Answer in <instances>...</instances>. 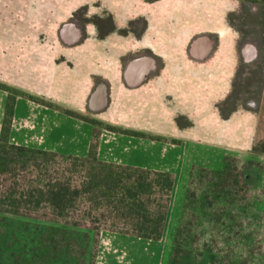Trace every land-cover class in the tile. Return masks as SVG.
<instances>
[{
	"label": "rangeland",
	"instance_id": "374dc122",
	"mask_svg": "<svg viewBox=\"0 0 264 264\" xmlns=\"http://www.w3.org/2000/svg\"><path fill=\"white\" fill-rule=\"evenodd\" d=\"M195 1L197 0H19L22 5L21 16L28 25V38L12 40L8 45L11 47V55L5 57V62L17 86L7 85L98 122L92 126L80 119L65 116L55 106L43 105L24 96H17L16 100L20 102L14 119L17 133L14 139L28 144L41 143L43 148L48 147V149L54 146L55 151L62 153L85 152L90 141L95 140L98 144L97 149L100 148L106 160L168 170L174 178L164 231L159 240L151 241L132 235L101 231L96 236V241H93V234L89 233V239L83 245L84 264H173L171 262L174 259V248L177 243H180L182 248L184 242L189 243L188 246L191 248L193 242H197L194 244L197 249L206 251L202 244L205 241L210 242L209 238L215 241L213 249L221 248L219 255L225 260L238 263L245 260V264H264V154L254 153L250 149L254 142L264 140V78L262 86L257 84L255 87L252 86V93L257 94L256 112L250 120L251 136H246V143L238 142L240 147L227 149L222 146L227 143L236 144L228 134H223L220 137L223 139L217 141L218 144H208L200 142L195 137H186L188 140H182L176 136L157 133L164 131L153 126L154 122L149 117L148 108L151 106L150 102L161 100L163 94L159 89L154 91L153 87L146 86L147 81L142 82L145 86L140 87L135 94H127L124 91L123 94L116 96L122 87L121 85L119 88L113 87V96H111L113 105L131 104L133 108H140L141 113L137 114L134 109V113L127 111L128 117H124L127 113L122 112L123 109L116 108L111 115L100 118L91 116L87 112L89 93L94 85L99 84L98 82L104 78L114 81L117 74L115 70H109L103 65V59L99 54L92 52L95 43L101 41L104 33L113 32L109 30L113 26L121 29L119 35L121 32L122 34L139 32L141 36L145 32L148 34L157 32V36H161L159 33L163 32L190 33L208 31V29L220 31L219 28L225 29L222 23L226 20L225 9H228L236 16V25L233 29L236 47H239L243 41L250 40L258 48H264V0H201L203 11L197 15L189 14L185 8L182 9V3L191 4ZM215 2L219 4L217 14L214 13L212 6ZM8 10L12 11L13 8H7ZM210 15H215L214 20L220 23L214 22ZM45 18L49 20L50 25L54 22V25L59 26L61 33L55 36V39H42L41 36H37L39 22ZM241 22L248 24L241 25ZM17 30L20 31L19 26ZM51 30L53 29L49 27V32ZM66 30L70 33L65 34ZM72 35H75V40L68 38ZM177 35L179 37L180 34ZM0 44L2 47L4 41H0ZM51 48H57L54 50V55ZM189 87L182 88L184 93L182 96L189 102L192 101L191 98L199 101L201 97L210 94L219 95L223 90L218 87ZM161 89L164 92L165 88L161 87ZM192 90L197 91V94L192 93ZM157 113L159 120L163 121V111ZM223 117L227 121L233 116L229 114ZM235 117L240 119L241 116L237 113ZM43 121L46 124L42 130ZM106 126L133 130L155 138L147 139L114 133L107 130ZM53 128L50 136L54 139L50 141L47 133ZM93 131L96 133L95 139H92ZM227 156L236 157L234 161L239 167L238 173L236 172L239 183L233 194L242 203L245 201L244 197L249 203L246 206L250 214L245 218L240 217V222L245 219L246 222L248 221L244 226L247 233H253L251 240L247 243L243 242L246 246H250L249 251L247 247H243V244L233 242L237 241L233 239V229L218 228L219 230L213 233L215 237L210 236L212 233L203 236L200 232L189 233L186 230L179 232L178 229L188 217L186 216L188 210L184 205L187 201L188 183L195 175L196 167L220 171ZM197 191L200 194L204 193L202 190ZM220 194L225 192L222 191ZM216 202L219 208L223 209L220 205H223L224 201L218 198ZM252 212L256 217L252 216ZM41 233V226L36 227L28 220L0 214V264H9L22 250L36 246ZM73 235L75 241H82L80 240L82 233L76 231ZM57 262L76 264V258L72 259L66 252L59 255L54 263Z\"/></svg>",
	"mask_w": 264,
	"mask_h": 264
},
{
	"label": "trees",
	"instance_id": "16d2710c",
	"mask_svg": "<svg viewBox=\"0 0 264 264\" xmlns=\"http://www.w3.org/2000/svg\"><path fill=\"white\" fill-rule=\"evenodd\" d=\"M0 89L7 93L0 132V214L28 220L42 228L38 244L22 250L9 264H60L54 262L66 252L72 259L76 258V264H84L83 245L87 243L89 233L93 234V241L101 231L151 241L162 237L174 184L170 171L101 159L95 140L90 141L85 154L11 143L8 136L17 96L55 106L65 116L92 126L98 121L37 99L2 82ZM106 129L133 137L155 138L128 129L111 126H106ZM95 138L93 131L92 139ZM251 151L264 154V140L254 142ZM235 159L233 156L225 157L220 171L196 167L195 175L188 183L184 205L188 217L178 229L179 232H200L203 236L212 233L211 237L218 228L233 229V239L237 240L233 242L243 244L249 251L250 246L243 242L251 240L253 233L244 229L248 224L246 219L240 222V217L250 214L246 206L249 203L245 197L242 203L233 194L239 183L236 179L239 167ZM222 191L225 194H220ZM218 198L224 201L220 205L223 209L217 205ZM251 214L256 217L254 212ZM76 231L82 233L81 242L75 241L73 234ZM209 239L210 242L202 244L206 251L198 250L194 245L197 242H193L191 248L189 243L184 242V248L177 243L171 263L245 264V260L239 263L225 260L219 255L221 248L213 249L215 241Z\"/></svg>",
	"mask_w": 264,
	"mask_h": 264
},
{
	"label": "crops",
	"instance_id": "0c3cea01",
	"mask_svg": "<svg viewBox=\"0 0 264 264\" xmlns=\"http://www.w3.org/2000/svg\"><path fill=\"white\" fill-rule=\"evenodd\" d=\"M200 1L180 4L182 9L185 8L189 14L197 15L203 11ZM216 2L212 3L215 14L218 13L219 8V4ZM7 8H13V10L7 11ZM21 8L19 0H0V41H4L3 46L0 47V82L16 86L15 79L11 78L8 71L9 66L5 62V57L11 55V47L8 46L10 41L28 38V25L21 16ZM225 10L226 20L222 23V26L225 25V29L219 28L220 31L208 29V31L190 33L184 31L163 32L159 33L161 36H157V32L156 34L145 32L141 36L139 32H130V34L121 32L119 35L121 29L115 26L109 28L113 32L104 33L101 36V41L95 43V49L92 52L99 54L103 59V65L109 66L108 69L115 70L117 74L114 81L111 80L112 82L104 78L98 82L99 84L94 85L89 93L87 112L91 116L100 118L111 115L116 108L123 109L122 112L126 113L127 111L133 112L134 109L137 114L141 113L140 108H133L131 104L113 105L111 96H113V87L119 88L121 85L123 88L118 90L116 96L120 93L123 94L124 91L127 94H135L140 87L145 86L142 85V82L147 81L146 86L153 87L154 91L159 89L164 97H162V101L153 99L155 102H150L151 106L148 108L149 117L154 122L153 126L164 131L157 133L176 136L182 140L187 139L186 137H195L200 142L208 144H218L217 141L223 139L220 137L223 134H228L236 144L222 145L227 149L240 147L238 142L246 143V136H251L250 120L253 113L256 112L257 94L252 93V86L255 87V84L262 86L263 84L264 48H258L250 40H245L239 47H236L233 32L236 16L233 11ZM210 17L214 20L215 15H210ZM214 22L220 23L216 20ZM246 23L241 22V25ZM49 25L50 22L47 18L40 21L37 36H41L42 39H55V36L61 33H59L57 24L54 25L52 22ZM18 26L20 31L17 30ZM48 26L53 29L51 32H49ZM69 33V31H65V34ZM177 34H180L179 37ZM68 38L75 40V35ZM19 50L21 49L19 48ZM54 50L57 48H51L53 55L55 54ZM126 72L134 73L131 75L132 78H129L131 80L126 77ZM189 86L193 88L218 87L223 90L221 91L222 95L221 93L219 95L210 94L207 97H201L200 102L191 98L192 101L189 102L182 96L184 94L182 88ZM161 87L165 88L164 92ZM191 92L197 94L195 90ZM6 98L7 93L0 89V132ZM19 102V100L15 102L8 141L14 144L55 150L54 146H50L48 149V147L43 148L41 143L28 144L14 139L17 134L14 119L17 115ZM160 105L162 107H159ZM158 111H163V121L157 117ZM220 112H222V116H220ZM237 113L240 114V119L234 118ZM128 114L124 117H128ZM229 114L233 116L232 119L225 121L223 116ZM248 115H250L249 119ZM45 124L46 122L43 121L42 130ZM161 125L162 128H160ZM53 130L54 128L49 129L47 133L50 141L54 139L50 136ZM41 138H43V134H41ZM97 150L99 158L106 160L102 156L100 148ZM86 151L70 153L85 154Z\"/></svg>",
	"mask_w": 264,
	"mask_h": 264
},
{
	"label": "flooded vegetation",
	"instance_id": "af4514ba",
	"mask_svg": "<svg viewBox=\"0 0 264 264\" xmlns=\"http://www.w3.org/2000/svg\"><path fill=\"white\" fill-rule=\"evenodd\" d=\"M146 1H152V0H146ZM107 68L109 67V66H106ZM134 75V73H131V72H126V77L129 79V78H132V76L131 75ZM106 77V76H105ZM109 79V78H108ZM129 80H131V79H129Z\"/></svg>",
	"mask_w": 264,
	"mask_h": 264
}]
</instances>
